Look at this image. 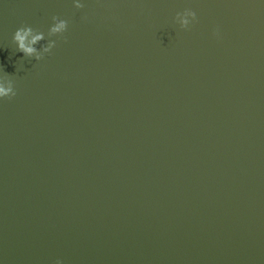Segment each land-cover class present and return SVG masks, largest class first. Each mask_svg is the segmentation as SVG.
Segmentation results:
<instances>
[{"label":"water","instance_id":"water-1","mask_svg":"<svg viewBox=\"0 0 264 264\" xmlns=\"http://www.w3.org/2000/svg\"><path fill=\"white\" fill-rule=\"evenodd\" d=\"M0 264H264V0H0Z\"/></svg>","mask_w":264,"mask_h":264}]
</instances>
